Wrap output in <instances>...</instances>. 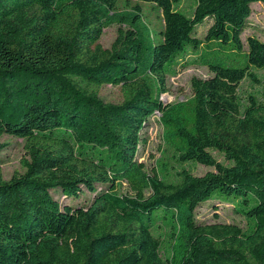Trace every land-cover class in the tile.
<instances>
[{"label": "trees", "instance_id": "1", "mask_svg": "<svg viewBox=\"0 0 264 264\" xmlns=\"http://www.w3.org/2000/svg\"><path fill=\"white\" fill-rule=\"evenodd\" d=\"M183 1L0 0V152L8 135L25 154L8 180L0 166V264H264V90L239 91L264 69V41H242L264 0ZM191 65L211 76L164 103ZM108 84L120 101L101 99ZM155 117L164 148L148 170L137 156ZM213 199L245 227L197 221Z\"/></svg>", "mask_w": 264, "mask_h": 264}, {"label": "rangeland", "instance_id": "2", "mask_svg": "<svg viewBox=\"0 0 264 264\" xmlns=\"http://www.w3.org/2000/svg\"><path fill=\"white\" fill-rule=\"evenodd\" d=\"M192 0H184L183 7H189ZM251 15L248 18V24L242 34V41L245 44L247 36L254 35L261 41H264V4H251ZM149 19L152 26L160 28L158 16L154 13H149ZM206 30V24L196 28V35L202 37ZM117 34V27L110 26L105 28L99 40L103 47H109ZM258 77V82L243 80L240 83L239 91L241 93L255 92L259 97L262 96L264 90V69L255 71ZM211 76V73L205 67L188 66L185 68H177L176 73L168 78V92L160 96L164 103H172L186 99L191 95V79L193 77L206 79ZM100 97L104 102H118L122 98L120 87L113 85H104L100 92ZM146 141L140 146L137 160L143 163L150 170L160 158L163 146L162 126L158 122V118H152L144 129ZM2 142L7 143V147L0 152L1 171L5 180L10 179L14 174L24 172L23 164L24 141L21 138L4 135L1 138ZM219 161H224L223 157L217 152H213ZM190 169L195 175H202L213 167L205 166L199 163H186L184 165ZM122 191H126V187H122ZM86 199H85V197ZM57 197L61 202L78 204L89 199L90 195L86 192L78 199L64 198L60 194ZM195 217L200 222H212L214 220L235 223L241 227H245V219L235 212L233 205L228 202L219 201L217 199L209 200L199 205L195 210Z\"/></svg>", "mask_w": 264, "mask_h": 264}]
</instances>
